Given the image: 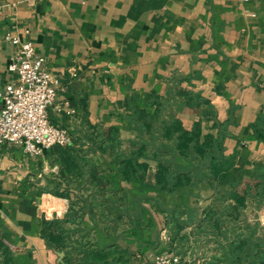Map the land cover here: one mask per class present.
Segmentation results:
<instances>
[{
	"label": "crops",
	"instance_id": "0c3cea01",
	"mask_svg": "<svg viewBox=\"0 0 264 264\" xmlns=\"http://www.w3.org/2000/svg\"><path fill=\"white\" fill-rule=\"evenodd\" d=\"M8 33L33 42L59 77L50 119L74 135L38 155L0 143V241L11 264H61L65 250L49 240L46 222L71 211L83 212L67 223L84 229L73 240L113 246L127 264H154L175 239V216L181 236L197 230L217 190L206 179L174 190L157 184L141 115L189 131L198 124L201 140L221 133L232 157L221 184L252 180L264 163L253 127L264 114V0H0L3 82L16 79L9 64L18 46ZM143 148L133 159L147 171L126 178L121 152Z\"/></svg>",
	"mask_w": 264,
	"mask_h": 264
},
{
	"label": "trees",
	"instance_id": "16d2710c",
	"mask_svg": "<svg viewBox=\"0 0 264 264\" xmlns=\"http://www.w3.org/2000/svg\"><path fill=\"white\" fill-rule=\"evenodd\" d=\"M146 117L140 116L144 124L139 125V140L146 141L145 136H150L148 142L159 160L155 173L157 184L174 190L203 179L209 181L216 188L217 194L213 204L204 209V215L209 222L214 223L216 228L222 227L221 221L224 215L236 214L238 217L240 209L246 206L250 197L257 199L259 205L264 204V163L256 164V174L252 180L221 184L232 164V157L224 154L221 133L217 136L207 134L201 140L198 124L195 129L189 131L176 120L147 119ZM253 127L255 133L264 141V114L257 118ZM161 139H166L167 142H159L162 141ZM144 150L145 148L133 153L132 158L127 157L126 152H121V156H125L121 162V171L126 178L143 176L147 171L146 163L133 159L134 156L144 154ZM237 191L239 195L234 197ZM228 198L233 201L227 202ZM82 214L83 212L71 211L67 218L46 222L49 240L58 248L65 250V257L61 264H127L122 256L116 255L118 251L113 246L98 248L91 243L83 244L80 240L72 239L76 231L82 232L84 229L68 227L67 223H75ZM175 219L178 222L176 227L180 228L181 221L177 216ZM204 220L202 219V222ZM246 228H252L251 233H243L238 242L245 245L255 240L258 244L261 237L255 235L256 227L248 224ZM11 259L10 249L0 241V264H11ZM74 259L78 260L77 263L73 262Z\"/></svg>",
	"mask_w": 264,
	"mask_h": 264
},
{
	"label": "built area",
	"instance_id": "2783aa9c",
	"mask_svg": "<svg viewBox=\"0 0 264 264\" xmlns=\"http://www.w3.org/2000/svg\"><path fill=\"white\" fill-rule=\"evenodd\" d=\"M6 39L16 44L18 50L9 64L16 79L0 81V143L20 144L33 155L56 144H71L74 135L67 128L52 123L49 115L55 105L59 77L45 67V58L37 54L33 42L22 41L13 33H8ZM154 264L205 263L184 262L180 256L165 250L155 255Z\"/></svg>",
	"mask_w": 264,
	"mask_h": 264
},
{
	"label": "rangeland",
	"instance_id": "374dc122",
	"mask_svg": "<svg viewBox=\"0 0 264 264\" xmlns=\"http://www.w3.org/2000/svg\"><path fill=\"white\" fill-rule=\"evenodd\" d=\"M231 201L233 200L227 199V202ZM247 204L250 206L241 208L238 217L236 214L224 215L221 228L220 226L216 228L213 222H209L204 210L197 213L200 214L197 218L205 220L201 221L197 225V230L187 237L180 235L182 228H177V219H173L175 239H171L169 247L165 250L189 257L192 261L200 260L205 264H264V226L255 219L259 217V204L257 199L251 197ZM248 224L256 227L254 233L261 237L258 244L255 240L245 245L238 242L243 233H251L252 228H246ZM77 261L73 260L74 263Z\"/></svg>",
	"mask_w": 264,
	"mask_h": 264
},
{
	"label": "water",
	"instance_id": "95a60500",
	"mask_svg": "<svg viewBox=\"0 0 264 264\" xmlns=\"http://www.w3.org/2000/svg\"><path fill=\"white\" fill-rule=\"evenodd\" d=\"M63 254H64L63 252H60V255H61V256H63Z\"/></svg>",
	"mask_w": 264,
	"mask_h": 264
}]
</instances>
